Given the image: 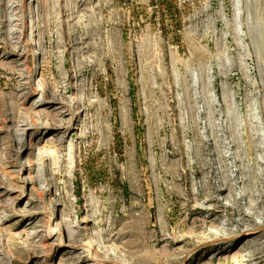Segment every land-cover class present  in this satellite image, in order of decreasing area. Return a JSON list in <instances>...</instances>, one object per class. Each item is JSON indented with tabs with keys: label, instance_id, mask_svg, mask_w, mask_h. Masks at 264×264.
<instances>
[{
	"label": "rangeland",
	"instance_id": "374dc122",
	"mask_svg": "<svg viewBox=\"0 0 264 264\" xmlns=\"http://www.w3.org/2000/svg\"><path fill=\"white\" fill-rule=\"evenodd\" d=\"M0 264H264V0H0Z\"/></svg>",
	"mask_w": 264,
	"mask_h": 264
},
{
	"label": "bare ground",
	"instance_id": "6f19581e",
	"mask_svg": "<svg viewBox=\"0 0 264 264\" xmlns=\"http://www.w3.org/2000/svg\"><path fill=\"white\" fill-rule=\"evenodd\" d=\"M16 24V23H15ZM73 120V117L71 119H69V121ZM88 232V231H87ZM92 240V239H91ZM89 243V242H88Z\"/></svg>",
	"mask_w": 264,
	"mask_h": 264
}]
</instances>
